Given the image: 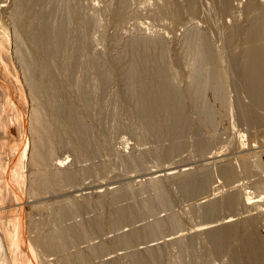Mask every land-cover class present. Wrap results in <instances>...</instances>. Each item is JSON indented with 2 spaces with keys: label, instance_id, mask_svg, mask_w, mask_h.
<instances>
[{
  "label": "rangeland",
  "instance_id": "rangeland-1",
  "mask_svg": "<svg viewBox=\"0 0 264 264\" xmlns=\"http://www.w3.org/2000/svg\"><path fill=\"white\" fill-rule=\"evenodd\" d=\"M11 1L0 0V26L9 36L12 33L11 21L5 9L11 7ZM63 1L74 10L73 13L69 8V13L71 11L74 16L79 17L85 15L84 20L69 16L75 20L73 22L69 18L65 28L67 30L64 33L65 42H68L66 49L70 47L67 53L70 52L71 65L67 59L61 58L66 60L65 62L68 61L70 68L72 66L71 70L68 69L67 76L74 75L71 76L73 90L78 88L79 91L81 87L86 91L85 94L83 90L79 92L77 89L74 90V92L77 91L75 94L79 95V102H83L80 104H83L82 106L85 104V111L90 113L89 115L87 112L89 118L87 116V126H85L89 130V141L91 140L92 143L95 140L93 143L96 148L94 147L93 161L87 158V162L85 158L83 162L79 161L80 158L77 161L67 147L57 151L56 158H66L64 166L70 167L71 169H68L71 171L77 172L81 167L87 169L91 167L92 170L95 168L97 173H94L92 177L81 175L74 184L73 182L70 183L72 185L65 183L59 191L51 187L49 182L44 183L42 194L45 195H38L36 202L28 195H23V199L28 203L25 210L31 221L30 226L26 227L30 231L29 238L37 234L47 236L51 234V229L55 225L63 228L70 226L86 228V222L97 218L98 215L100 218L103 217L102 220H106L114 210L113 208L127 207L133 210L136 216L131 218L133 220H130L129 224L124 223L123 227L107 232L109 233L107 236L105 233L104 236L100 234L94 237L86 228L89 233V242L75 243V247L69 248L70 250L68 249L66 253L43 254L44 251L41 253L33 246V256L35 255L37 261L29 259L30 264H101L112 258L119 260L117 264L118 262L133 264L130 261L132 260L130 255L138 252L141 256H145L143 257L145 264H237L239 258L244 259L242 261L244 264H264V211L262 210L264 206V109H259L250 103L245 92L247 84L243 81L244 72H241L244 67L242 68L239 60L247 49L264 45V31L257 32L253 40L246 38V34L253 27L251 22L264 13L262 0L253 1L254 6H258L256 11L259 8L255 14L249 12L250 9L247 7L249 0H193L197 1L192 6L193 11L188 9L186 0ZM123 5L125 8L120 10L119 16L115 10ZM63 9L65 8L61 11L66 14V9ZM63 13L60 12L61 15H64ZM83 21L85 23L87 21L88 26ZM70 23L74 25L71 26ZM68 26L71 28L69 29ZM214 27L220 30L217 31ZM73 29L76 33L72 31ZM196 38L205 41L207 47L218 51V62L223 63L220 66L222 68L218 67L220 72L223 71L220 82L224 90L223 100L220 102L224 109L221 107L216 109L218 112L215 110L214 120L217 124L214 123L209 127H204L199 122L204 116L203 103L198 108L190 97L191 50L195 48L193 46L196 44ZM152 53L163 57V64L173 77V89L182 112L179 121L182 129L176 138L169 135L167 138L166 134L156 141L151 134L152 129H149L151 127L147 128L149 122L146 121L147 119H141L134 103L133 96L139 92L136 84L139 74L134 70V62L142 56L140 62H145L147 55L150 59H153V56L154 61L158 55L155 56ZM239 55L241 58L238 59ZM100 74L104 75L105 82L98 80ZM19 81L23 87L24 100L30 106L32 102L26 81L24 78ZM75 82L81 83L79 87H76L77 84L75 86ZM80 98H86V101ZM89 104L91 107L88 106ZM219 114L221 118L217 117ZM231 123L235 126L232 127ZM175 128V126L172 128L173 133ZM1 142H4L2 137H0ZM11 144L10 141L6 144L8 148L5 150L7 153L5 156L7 157L13 153L14 145ZM10 149L11 153H9ZM214 153L218 158L208 160L207 158L212 157ZM128 161L131 164H128ZM242 163L245 165L243 166ZM98 166L103 168L99 170L100 172L96 171ZM164 169H174L175 174L186 170L185 172H189L191 176L199 177L198 180L206 177L202 180L207 179L205 180L208 183L207 188L204 191L187 194L180 180L172 176L164 179L161 177ZM224 169L230 171L228 179L223 176ZM25 171L27 173L29 168ZM42 171L48 172L46 168H42ZM190 174L186 177H190ZM152 180L159 185L156 189L158 192L151 189ZM100 183H103L105 188L98 189L97 185ZM258 187L262 189V192L258 190ZM108 189L123 191V195L121 194L123 198L114 205L105 203L108 206L104 204L99 206L100 208L97 207L98 211L95 207L90 208L91 210L72 212L64 219L55 221L53 214L58 204L85 200L93 203L97 198L94 197L97 191L103 193L102 191L106 192ZM152 200L155 202L151 209L143 210V207ZM230 201L233 205L229 203ZM34 203H37L39 207L36 206L33 209ZM208 205H211L214 213L206 216L204 210ZM210 223L213 225L218 223L217 230L225 231L223 234L225 236L219 242L210 239L213 234L195 231V227L199 228ZM153 228H156V233L150 235ZM10 229H12L11 226ZM25 231L27 232V229ZM85 231L82 230V232ZM27 235V233L23 234L25 238ZM118 236H136L137 239L133 240L131 247L109 248L101 258H88L84 255L83 250L86 247H95L105 242L107 238L109 240ZM176 238L180 239L177 244L174 241ZM75 255L80 257L76 258ZM242 262L240 264H243Z\"/></svg>",
  "mask_w": 264,
  "mask_h": 264
},
{
  "label": "bare ground",
  "instance_id": "bare-ground-1",
  "mask_svg": "<svg viewBox=\"0 0 264 264\" xmlns=\"http://www.w3.org/2000/svg\"><path fill=\"white\" fill-rule=\"evenodd\" d=\"M253 1L255 2L256 0H249V2L247 3V7H249V12L251 14H255L259 10L258 8V10L256 11L258 6H254ZM186 2L188 9L190 8L193 11L192 6H194V3H196L197 1L194 2L193 0H186ZM261 2L264 3V0H262ZM11 3V7L5 9V13L7 14V16H9V20L11 21V35L9 36L7 31H5L4 28L2 29L0 26V137L4 139V142L0 143L2 144L0 147V264H30L29 259L33 260L36 258L35 255L33 256L34 247L39 249L41 253L42 251H44L45 253L43 254L53 252L54 254L66 253L69 248L75 247V243L89 242V233L86 228L90 230V234L94 237L100 234L105 235V233L111 230L119 228L120 226L123 227L124 223L129 224L131 222L130 220H133L131 218H134L136 214L133 212V210H130L127 207L117 209L112 207L114 210L110 213L106 220H102L103 217L100 218V216L98 215L97 218H94L88 223L86 222V228H84V226H70L63 228L60 225H55L51 229V234L47 236L37 234L36 236L29 238L30 231L26 227L30 226L31 221L29 220L30 217L25 210L28 207V203L23 199L22 196L28 195L36 202L38 195H45L42 194V190H44V183L46 184L49 182L51 184V187L59 191V189L62 187V185L64 186L65 183L70 184L71 182H73L72 184H74V182L79 180L81 175L82 177H85L83 175L92 177L95 173L94 167V170H92L91 167L90 169L81 167L77 170V172H74L73 170L71 171L70 167L65 168L64 166V162L67 159L56 158V152L63 149V147H65V149L67 147V149L70 150L69 152L72 153L77 161L79 160V158V161L82 162L84 161L83 158H85L86 162L87 159L93 161V159H95V157L93 156L95 150L93 142L95 140L92 142V144L91 140L89 141L88 138L89 130L88 128H86V120H88L89 118V111H85V104L84 106H82L83 104L81 105L80 103L83 102H79L78 100L79 95L77 93L75 94V92L78 91V88H75L77 89V91L74 92V86H71V78H73L71 76L74 75L70 74L71 76H67V74L69 75L68 69L71 70L72 68V66L71 68L69 67L70 59L72 61V58L69 56L70 52L69 54L67 53L70 47L68 50L66 49V44L68 42H65L64 33L67 30L65 28H67L68 21L72 17L75 19L77 17V19L84 20L83 17L85 15L83 17L80 16L82 18L76 15L75 17L70 11V13L72 14L71 15L69 13V10L71 9L69 7L70 5L67 6V4L64 3L63 0H12ZM61 5L64 7H62ZM60 7L65 8L67 13H63L61 11L62 8L60 10ZM76 7L78 6L76 5ZM187 7L185 8L187 9ZM124 8L125 5L119 6V9L115 10L116 14L119 15L120 10ZM71 10L74 13V10ZM77 10H79V8ZM262 11H264V9H262ZM60 12L68 18H66L64 15H61ZM75 13L77 14V12ZM115 17L117 16L115 15ZM90 18L87 19L90 20ZM72 21L74 22L75 20L73 19ZM83 22L85 23V21ZM85 24L88 26L87 21ZM251 24L253 26L252 30L246 34V38L253 40L255 39V35L257 32L261 33L262 31H264V13H261L260 17L256 18L253 22H251ZM212 25L214 26V24ZM71 26H68L69 29L71 28ZM218 29L220 30V28ZM75 30L78 31L77 29ZM72 31H74V29ZM66 37L69 36L66 35ZM195 40L196 44L194 43L195 46H193L195 48L191 50L192 61L190 65V97L193 98L198 108H200L203 103L202 111L204 116L199 120V122L200 125L209 127L215 123V112H218V110L216 109H220L223 106L220 102L221 100H223L222 93L224 90L222 82H220V78L221 76H223V71L221 70L220 72V68H222L220 66L223 63L219 64L218 62V51L216 52V50L207 47L205 41H202L199 38H196ZM74 42L76 43V41ZM83 46L82 48H84ZM11 48L13 50H11ZM10 50L13 52L12 54ZM146 53H148L149 55L148 51ZM74 54L76 55V53ZM148 55L147 57H145V62H140L143 56L139 59H136V61L134 62V70H136V72H138L139 74V78L136 83L138 85L139 92L136 96H133L134 103L137 108V113H139L140 117H142L141 119H147L146 121L150 123L147 124V128L151 127L149 129H152L151 131L153 132L151 134L154 135L155 140L157 139L159 141L163 136H166V134L167 138L169 136L172 138H176L178 137V133L182 129V126H180L179 124V121L182 117V112L180 111L179 102L177 101L178 97H176V93L173 89V77L171 76V72H169V69H167L163 64L164 60L162 56L160 57L158 54H154L155 56L158 55V57L153 61L154 57L150 54V56H152L153 58L150 59ZM61 57L67 59L69 63L68 61L65 62L66 60H62ZM237 57L239 59L240 55ZM235 58L233 57V59ZM81 60H79V62ZM239 60L242 68L244 67L241 72H244L242 75H244L243 81L247 84V91L245 92H247L248 99L253 106L263 110L264 45H261V47H252L247 49V51L244 52L242 58ZM236 62L239 63L238 60H236ZM16 69H18V71H16ZM239 71L240 70H238V72ZM103 76L104 75L100 74V78L98 75L97 79L99 78L98 80L105 82V77ZM23 78L25 79L30 92V101L32 102L30 106H28L24 100L23 87H21L19 81V79ZM76 82L75 86L77 84ZM79 83L76 87H79V85L81 84ZM132 85L133 84H131V86ZM11 88H13V90H11ZM79 91L85 92L86 94V91H84V89H82L81 87ZM83 94L84 93H82V95ZM84 99L86 101V98ZM84 99L80 98V100L83 101ZM88 106H90V104ZM88 108L87 110H90ZM206 111L208 112L205 113ZM218 116L219 118H221L220 114L217 115V117ZM174 126L176 127L175 133H173L172 131V128ZM231 126L233 127L235 125L232 124ZM203 129L205 131V128ZM5 139H7L8 141H5ZM9 141L10 143H12L11 145L14 146L12 148V155H9L7 157L5 156L7 155L5 150L6 148H8L6 144L9 143ZM7 151L9 152V150ZM9 153H11V149ZM214 155L212 154V157L209 156V158L207 159H217L218 156H216V153H214ZM127 163L131 164L130 161H128ZM242 164L243 166L245 165L244 163ZM26 168H29V171L27 172L28 174L25 173ZM42 168H46L48 172L44 173L42 171ZM97 168L96 171H101L103 169H101L99 166ZM228 170L224 169L222 172L223 176L226 179L230 177V171ZM181 171H179L180 173L175 174L174 169H164L161 172L163 173V176L161 177L164 179L167 176H172L175 179H178V181L180 180V182L184 186L183 189L187 194H194V191H204L205 188H207L208 183H206L207 181L205 182V180L207 179H205L204 181L202 180L206 177H202V179L200 178L202 180L201 181L198 180L199 177H196L195 175H192L193 178H191V174L189 172H185L186 170L182 172ZM189 174L190 177H186ZM102 184L103 183L97 185L98 189L105 188V186H103ZM150 184L151 189H153V191L155 192H158V190L156 189L159 188V185L154 181L150 182ZM258 190L261 191L262 189L260 190L258 187ZM102 192L103 193H99L97 191V195H95L94 197H97L96 199L98 201L95 199V202L93 203L85 200L82 202L75 201L74 203L66 201L65 203L62 202L61 204H58L53 214L55 221L58 222L61 219H64L72 212L76 213L84 210H89L90 208L94 209L95 207L96 211H98L99 209H97V207L100 208L105 203L114 205L118 203L121 198H123V191L121 192L108 189L106 190V192ZM125 192H127L126 189ZM259 196L257 197L259 198ZM154 202L155 201L152 200L151 202L147 203L145 205L147 207L144 206L143 210H146L147 208L151 209V206ZM229 203L233 205V202L230 201ZM34 205L35 206L33 207V209H35L36 206L39 207L37 203H34ZM208 206H205L207 207V209L204 210V215L206 216L212 215V213H214V210L212 211L213 208L211 209V205ZM256 209L259 210V208L257 207ZM262 210L264 211V206ZM100 215L103 216L102 214ZM206 224L203 226H199V228L195 227V231L198 233L204 232L208 235L213 234L212 236H210V239L216 242L217 240L219 242L221 238L225 236H223V234H225V231H223V229L217 230V226L219 225H213L212 223H210L209 225ZM10 226L12 227V229H10ZM26 229L27 232L25 231ZM82 230L86 231L82 232ZM25 233L28 234L26 237L27 239L25 238V236H23V234ZM155 233L156 228H153L150 235ZM108 234L109 233H107L106 236ZM107 239L105 242H101V244L95 245V247H86L83 250L84 255L88 258H101L106 254L109 248L116 249L119 247L124 248L130 246L134 243L133 240L135 241L137 237L118 236L109 240ZM179 240L180 239L176 238V240L174 241H176L175 243L177 244L178 242H180ZM130 256V258L132 259L130 261L133 264H145V261H143V257L145 256H141L140 252L136 254L134 253ZM74 257L79 258L80 256L75 255ZM35 260L37 261V259ZM117 261L119 260L112 258L110 259V261H106L101 264H117ZM242 261H244V259L239 258L237 264H240Z\"/></svg>",
  "mask_w": 264,
  "mask_h": 264
}]
</instances>
